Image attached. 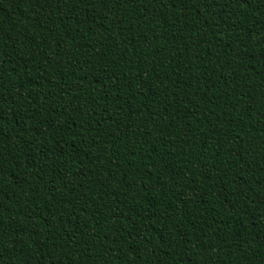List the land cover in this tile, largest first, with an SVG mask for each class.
<instances>
[{
	"label": "trees",
	"instance_id": "16d2710c",
	"mask_svg": "<svg viewBox=\"0 0 264 264\" xmlns=\"http://www.w3.org/2000/svg\"><path fill=\"white\" fill-rule=\"evenodd\" d=\"M0 264H264V0H0Z\"/></svg>",
	"mask_w": 264,
	"mask_h": 264
}]
</instances>
